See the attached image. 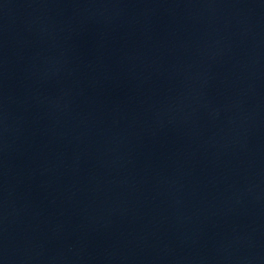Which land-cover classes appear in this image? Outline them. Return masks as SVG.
I'll return each mask as SVG.
<instances>
[{"label": "water", "instance_id": "1", "mask_svg": "<svg viewBox=\"0 0 264 264\" xmlns=\"http://www.w3.org/2000/svg\"><path fill=\"white\" fill-rule=\"evenodd\" d=\"M0 264H264V0H0Z\"/></svg>", "mask_w": 264, "mask_h": 264}]
</instances>
